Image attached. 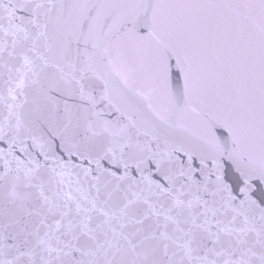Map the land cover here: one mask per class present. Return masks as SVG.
I'll return each instance as SVG.
<instances>
[{
	"label": "snow or ice",
	"instance_id": "6c2138e0",
	"mask_svg": "<svg viewBox=\"0 0 264 264\" xmlns=\"http://www.w3.org/2000/svg\"><path fill=\"white\" fill-rule=\"evenodd\" d=\"M0 264H264V0H0Z\"/></svg>",
	"mask_w": 264,
	"mask_h": 264
}]
</instances>
